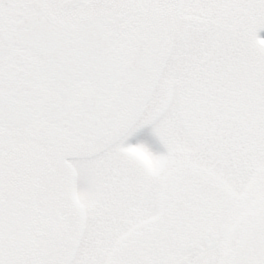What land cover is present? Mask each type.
I'll list each match as a JSON object with an SVG mask.
<instances>
[{
    "label": "snow or ice",
    "instance_id": "1",
    "mask_svg": "<svg viewBox=\"0 0 264 264\" xmlns=\"http://www.w3.org/2000/svg\"><path fill=\"white\" fill-rule=\"evenodd\" d=\"M264 0H0V264H264Z\"/></svg>",
    "mask_w": 264,
    "mask_h": 264
},
{
    "label": "trees",
    "instance_id": "2",
    "mask_svg": "<svg viewBox=\"0 0 264 264\" xmlns=\"http://www.w3.org/2000/svg\"><path fill=\"white\" fill-rule=\"evenodd\" d=\"M261 34L264 35V32H262Z\"/></svg>",
    "mask_w": 264,
    "mask_h": 264
}]
</instances>
